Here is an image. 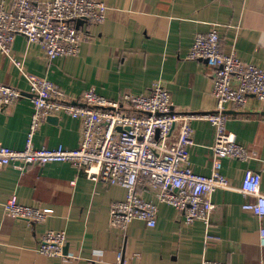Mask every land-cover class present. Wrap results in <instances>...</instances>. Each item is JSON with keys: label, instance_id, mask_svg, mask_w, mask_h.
<instances>
[{"label": "crops", "instance_id": "0c3cea01", "mask_svg": "<svg viewBox=\"0 0 264 264\" xmlns=\"http://www.w3.org/2000/svg\"><path fill=\"white\" fill-rule=\"evenodd\" d=\"M3 0H0V2ZM8 1V0H4ZM48 1V0H40ZM108 7L100 23L89 22L76 56L46 61L39 47L16 36L12 54L17 67L0 52V83L17 87L22 97L0 110V146H25L33 106L26 76L45 77L74 102L93 88L107 98L142 94L160 82L170 93L174 112L203 113L214 107L212 79L205 61L189 59L194 36L218 29L220 50L264 66V0H102ZM264 103L248 99L247 111L229 114L226 130L247 148L250 158L222 160L221 173L233 189L216 190V208L206 226L180 222L176 210L160 204L157 224L133 220L118 231L109 225L110 206L126 191L89 180L69 163L31 164L21 173L12 165L0 170V264H201L203 259L234 264H264L260 220L243 210L239 191L244 170L260 171L264 159ZM81 121L66 114L42 121L32 137L35 148H76ZM189 159L204 176L212 171L214 130L209 122L191 124ZM71 182H74L72 184ZM264 185V173H262ZM136 192L155 200L156 191ZM20 204L39 206L45 219L29 223L8 215L10 195ZM64 231L63 255L38 254L42 235Z\"/></svg>", "mask_w": 264, "mask_h": 264}, {"label": "built area", "instance_id": "2783aa9c", "mask_svg": "<svg viewBox=\"0 0 264 264\" xmlns=\"http://www.w3.org/2000/svg\"><path fill=\"white\" fill-rule=\"evenodd\" d=\"M108 7L102 0H8L0 2V52L17 67L21 63L12 54L16 36L39 47L48 62L76 56L82 42L84 25L100 23L107 17ZM83 20L76 27L77 20ZM220 34L215 27L196 34L188 53L189 59L205 61L212 79L211 111L174 112L169 90L156 82L142 94L123 93L107 98L93 88L86 90L77 102L45 77L28 75V92L33 106L30 126L21 150L0 146V170L12 165L23 173L31 164L69 163L89 180L118 185L125 189L124 200L110 206L109 225L124 231L133 220L147 227L157 224L160 204L172 206L183 225L202 222L206 226L216 208L212 194L216 190L233 189L221 173L222 160L234 158L245 162L247 148L226 130L227 111H247L248 99L264 103V66L245 62L235 51L220 50ZM15 86L0 83V110L22 97ZM66 114L81 121L80 140L76 148H35L32 137L40 123L51 115ZM195 120L210 123L214 130L212 171L208 176L196 173L189 159L193 145L191 124ZM264 159L260 171L244 170L239 191L246 198L242 208L260 220V240L264 243ZM74 184V182H71ZM155 190V200L136 192ZM5 212L30 224L45 219L39 206L20 204L10 195L3 204ZM64 231L48 230L36 248L48 258L63 255ZM201 264H234L203 259Z\"/></svg>", "mask_w": 264, "mask_h": 264}, {"label": "water", "instance_id": "95a60500", "mask_svg": "<svg viewBox=\"0 0 264 264\" xmlns=\"http://www.w3.org/2000/svg\"><path fill=\"white\" fill-rule=\"evenodd\" d=\"M82 24H83V20L79 19L76 21V27H80ZM227 114H236V112L235 111H227ZM261 114L264 115V112H261ZM65 247H64V249H65Z\"/></svg>", "mask_w": 264, "mask_h": 264}]
</instances>
